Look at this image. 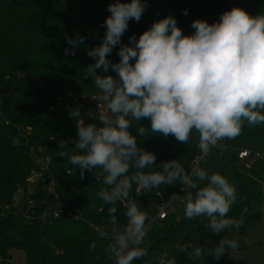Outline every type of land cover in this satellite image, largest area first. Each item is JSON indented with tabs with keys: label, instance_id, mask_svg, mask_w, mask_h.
I'll return each instance as SVG.
<instances>
[{
	"label": "trees",
	"instance_id": "obj_1",
	"mask_svg": "<svg viewBox=\"0 0 264 264\" xmlns=\"http://www.w3.org/2000/svg\"><path fill=\"white\" fill-rule=\"evenodd\" d=\"M225 1L147 0L140 20H129L121 41L128 43L130 36H139L153 21L169 14L175 17L184 34H190L194 19L213 22L223 12ZM111 2L113 0H0V115L15 138L12 141L0 132V264H16L10 253L15 249L25 254L22 264H110L112 258L106 254L105 248L112 241L108 237L100 238L98 231L93 229L107 227L109 220L107 209L110 205L94 195L95 191L106 187L102 174L99 169L85 170L81 179L79 169L57 152L60 140L67 141L69 148L65 150L68 151L76 138V121L69 114L71 107L79 106L85 124L101 126L81 104L84 97L96 94L93 77L84 78L86 67L94 63L86 54V47L98 44L103 37L102 23ZM185 9L187 15L183 14ZM245 11L250 15L264 13V0H256L255 8ZM77 32L81 35L95 32L96 35H89L85 40L86 47H77L75 55L65 56L64 49L70 47L66 44V37H73ZM118 48L119 45L113 48L109 59L117 55ZM97 72L104 74L100 70ZM140 123L146 128L150 126L146 118ZM129 130L137 135L134 125ZM220 142L224 151L210 148L207 158L211 152L221 156L223 152H230L239 160L237 153L244 148L264 154V149L258 147H264V123L249 125L245 121L238 136ZM137 143L155 153L156 164L177 159L185 173L191 160L200 154L195 130L186 143L177 141L172 135L163 137L159 133L137 137ZM35 156L49 159L50 176L46 180L52 182L57 200L68 210L78 213L79 220L61 215L41 221L40 205L43 201H50L44 187L46 180L38 183L32 194H25L34 202L28 210L25 200L22 207L12 205L13 194L19 187L26 186L27 176L35 167ZM133 171L130 169L129 175ZM197 183L202 186L206 181ZM232 183L235 184L236 200L230 206L228 218H241L262 204L261 192L252 189L242 177L236 176ZM179 185V181L161 185L136 197L133 184L130 197L136 199L148 219L155 214L160 200L174 194ZM188 191L191 190L186 188L175 213L169 212L166 219L147 228L140 244L147 254L132 264L152 259L166 247H170L169 258L175 264H190L195 259L191 255L194 247L211 250L219 239L225 236L230 239L229 228L213 234L206 227L207 217H184ZM125 204L126 201L121 200L115 205L121 224L126 223ZM5 207H8L6 211ZM25 211H28V218H25ZM252 215L239 224L240 230L260 219L258 213ZM93 243L95 248L90 247ZM201 257L205 264L216 259L211 255Z\"/></svg>",
	"mask_w": 264,
	"mask_h": 264
},
{
	"label": "clouds",
	"instance_id": "obj_2",
	"mask_svg": "<svg viewBox=\"0 0 264 264\" xmlns=\"http://www.w3.org/2000/svg\"><path fill=\"white\" fill-rule=\"evenodd\" d=\"M146 6L147 0H113L107 6L100 42L86 47L85 40L96 33L77 32L66 37L70 47L64 49L68 56L75 55L77 47H86L94 63L86 67L84 78L93 77L99 93L95 100L103 110L96 117L101 122L97 126L84 123L79 106L71 107L76 138L68 151L67 141L60 140L57 155L78 168L81 179L85 170H100L106 187L94 195L110 206L107 227L97 231L100 238L112 241L105 252L114 264H132L147 254L140 247L146 214L130 197L133 184L138 197L179 181L191 190L184 202V217H207L206 227L213 234L230 226L238 228L240 223L227 217L236 200L235 188L227 178L215 172L209 174L199 166L186 174L177 159L156 164L155 153L141 147L137 137L159 133L186 143L195 130L203 159L218 141L238 136L245 121L249 125L264 123V13L250 15L234 6L211 23L194 19L190 34H184L169 14L123 43L121 37L129 20L138 22ZM183 14H188L186 9ZM117 45L119 59L112 61L109 54ZM97 70L105 74H97ZM145 118L150 121L147 128L140 123ZM131 125L137 135L129 130ZM130 169L135 170L131 175ZM198 181L206 183L201 186ZM121 200L126 201L124 224L116 216L115 205ZM90 247L95 248V243ZM237 247L236 239L225 236L211 250L194 247L191 255L218 259L227 249ZM166 264L175 262L170 259Z\"/></svg>",
	"mask_w": 264,
	"mask_h": 264
},
{
	"label": "rangeland",
	"instance_id": "obj_3",
	"mask_svg": "<svg viewBox=\"0 0 264 264\" xmlns=\"http://www.w3.org/2000/svg\"><path fill=\"white\" fill-rule=\"evenodd\" d=\"M118 59V55L110 58L112 61H118ZM109 73L115 76V73H112L111 69H109ZM97 74L100 73L97 72ZM98 94V90L96 89V94L87 98L84 97V100L81 104L82 106H85L84 111L90 117H97L98 113L100 112L94 108L95 104L97 103L95 98ZM96 121L101 125V122L98 119H96ZM26 130H28V128ZM0 132L10 138L12 141L15 140L10 129L5 125V120L1 115ZM21 135L22 134L20 133V136ZM258 147L264 149L262 146ZM201 168L206 170L209 174L214 172L221 174L228 179L229 183L234 188L235 184L232 182L235 180L236 176H240L252 189L260 191L262 197V204L259 207L253 208L249 213L245 214L241 218L233 219L241 223L246 218L250 217L248 216L249 214L255 215V213H258L260 219L254 225L246 227L242 230L235 226L229 227V237L230 239L237 240L238 247L234 250L227 249V251L224 252L220 258L213 259L209 264H264V157L249 164L246 160L235 159L233 154L230 152H223L222 156L211 152L206 161L202 164ZM31 191L32 188L28 186L19 187L13 194L12 205L22 207L25 194L30 193ZM181 198L184 197L182 196ZM181 202L182 201L178 200L175 205H169L166 211L168 213H175L176 210L180 208ZM1 212L2 211L0 210V214ZM169 251L170 247H166L165 249L158 252L154 258L142 260L138 264H158L162 259H164L166 264V261L170 260ZM10 253L14 263H24L25 254L22 250L15 249L10 251ZM190 264H205V261L204 258L200 256L195 258Z\"/></svg>",
	"mask_w": 264,
	"mask_h": 264
},
{
	"label": "built area",
	"instance_id": "obj_4",
	"mask_svg": "<svg viewBox=\"0 0 264 264\" xmlns=\"http://www.w3.org/2000/svg\"><path fill=\"white\" fill-rule=\"evenodd\" d=\"M256 0H226L223 7V12L230 9L234 6L242 7L244 10L250 9L253 10L255 8ZM85 107V106H83ZM94 108L98 111L103 110V106L95 104ZM212 148H217L221 151H224L223 144L218 141L216 146ZM201 154H198L195 156L190 163L189 170L186 174H191L192 169L194 166H200L202 163L205 162L207 156H205L203 159L200 158ZM264 157V154L255 150H251L248 148H244L238 151L237 158L239 160H246L249 164L254 162L255 160H260ZM48 163L49 159L47 157L40 158L35 156L34 157V164L35 167L29 172V175L26 179V186L32 188V191L28 194H32L34 192L35 186L38 183H43L47 178H49V170H48ZM45 192L49 193V195L53 194V198L50 197V201H43L41 203V212H40V219L41 221H44L49 218H59L61 215L67 216L70 219L73 220H79L80 215L76 213L75 211L68 210L67 206L57 200L54 192V187L51 181H47L44 183ZM183 186L180 184L177 191L172 194L169 197L162 198L159 202V204L156 207L155 214L148 218V222L145 224V231L147 228H150L152 226V223H155L157 221H162L166 219L168 216V212L166 211L167 207L171 204H176L178 200L182 201V195L185 193L186 188H183ZM25 203L27 205V210L34 205V202L27 196L24 197ZM8 207H5V210H7ZM64 209L67 211L64 212ZM25 218H28L29 215L27 214L28 211H25ZM92 226V225H91ZM94 231H97V227H93ZM164 260V259H162ZM110 264H114L113 259H111ZM161 264V261L159 262Z\"/></svg>",
	"mask_w": 264,
	"mask_h": 264
},
{
	"label": "water",
	"instance_id": "obj_5",
	"mask_svg": "<svg viewBox=\"0 0 264 264\" xmlns=\"http://www.w3.org/2000/svg\"><path fill=\"white\" fill-rule=\"evenodd\" d=\"M50 197H51V198H53V194H51V195H50ZM66 211H67V210H66V209H64V212H66ZM148 221H149V220H148V219H146V221H145V222L147 223ZM146 223H145V224H146Z\"/></svg>",
	"mask_w": 264,
	"mask_h": 264
}]
</instances>
